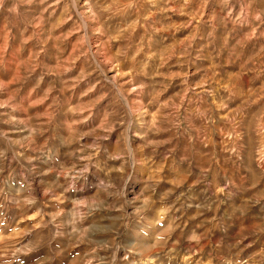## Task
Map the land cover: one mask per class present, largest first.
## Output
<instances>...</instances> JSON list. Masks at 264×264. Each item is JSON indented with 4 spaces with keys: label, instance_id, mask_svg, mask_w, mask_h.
<instances>
[{
    "label": "rangeland",
    "instance_id": "obj_1",
    "mask_svg": "<svg viewBox=\"0 0 264 264\" xmlns=\"http://www.w3.org/2000/svg\"><path fill=\"white\" fill-rule=\"evenodd\" d=\"M0 264H264V0H0Z\"/></svg>",
    "mask_w": 264,
    "mask_h": 264
}]
</instances>
